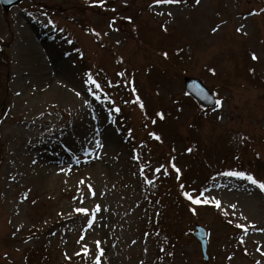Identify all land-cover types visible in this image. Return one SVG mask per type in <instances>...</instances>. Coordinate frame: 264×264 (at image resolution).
Listing matches in <instances>:
<instances>
[{"label": "rangeland", "instance_id": "rangeland-1", "mask_svg": "<svg viewBox=\"0 0 264 264\" xmlns=\"http://www.w3.org/2000/svg\"><path fill=\"white\" fill-rule=\"evenodd\" d=\"M229 171L264 181V0L0 5V264H264V191Z\"/></svg>", "mask_w": 264, "mask_h": 264}, {"label": "snow or ice", "instance_id": "snow-or-ice-1", "mask_svg": "<svg viewBox=\"0 0 264 264\" xmlns=\"http://www.w3.org/2000/svg\"><path fill=\"white\" fill-rule=\"evenodd\" d=\"M101 6L103 5L104 3V0H99ZM157 3H179L180 0H156ZM196 3L199 4L200 3V0H196ZM114 11V9H113ZM165 57L167 56V53L164 54ZM253 59H257V57L255 55H253ZM86 83H89L91 85H94L96 89H99L101 86L95 81L92 79L91 76L88 77V80L86 81ZM89 91L91 92L92 89L89 88ZM77 95H79V93H77ZM100 97L99 96H96V99H99ZM136 103H140L139 101V97H137V100L135 101ZM217 103H219V101H217ZM141 108H143V104L141 103L140 104ZM116 111H119V109H116ZM161 118H163L161 116ZM153 123H155V121H153ZM155 139L159 140L160 137L158 136H155ZM97 146H101L99 144V142H97ZM173 167L175 168V165H173ZM177 174H178V178H179V172L180 170L178 168L175 169ZM157 172L160 171L159 168L156 169ZM141 172H143V168H141ZM224 175L226 176H232V177H236L238 179H241V180H244V181H247L249 183H251L252 185H255L257 186L261 191H264V181H260L258 180L256 177H254L253 175L251 174H248L246 172H243V171H229V172H225ZM148 183H151V181H147ZM181 189H183V185L180 186ZM182 195L187 199L189 200L193 205H200V204H208L210 202H213L215 204V206L217 208H220V202L218 200H212L210 201L209 199L205 198L204 197V193L201 192L199 193V195H194L193 192H182ZM235 207V206H233ZM100 210L99 208V205H97L96 209L94 210L93 212V218H94V215H95V212H98ZM193 211H195V209H193ZM76 212L78 213H84L85 215L88 214V209L87 208H83V207H78L76 209ZM225 215H227V213H224ZM91 223L92 221L89 220V226H91ZM229 223H231V221H229ZM237 227H243V225H237ZM81 239H83V237H81ZM97 247H99V242H97ZM85 251V254H87V249L85 248L84 249ZM80 253H77V255H79ZM103 255V250L101 249L100 252H99V255L96 256V260H95V264H100V257Z\"/></svg>", "mask_w": 264, "mask_h": 264}, {"label": "water", "instance_id": "water-1", "mask_svg": "<svg viewBox=\"0 0 264 264\" xmlns=\"http://www.w3.org/2000/svg\"><path fill=\"white\" fill-rule=\"evenodd\" d=\"M3 4V7L7 9L10 5L20 1V0H0ZM185 82V91L187 94H190L201 107H209L214 105L215 100L213 98V95H211L200 83L198 79L195 78H184ZM196 232L195 236L200 239L202 244V251L205 253L206 251V242L204 240L206 234L205 231L199 227L196 226ZM205 258L206 255H204Z\"/></svg>", "mask_w": 264, "mask_h": 264}, {"label": "bare ground", "instance_id": "bare-ground-1", "mask_svg": "<svg viewBox=\"0 0 264 264\" xmlns=\"http://www.w3.org/2000/svg\"><path fill=\"white\" fill-rule=\"evenodd\" d=\"M56 55H58V53H56ZM12 217H14V215L12 214ZM15 217H16V215H15ZM15 217H14V219H15Z\"/></svg>", "mask_w": 264, "mask_h": 264}]
</instances>
